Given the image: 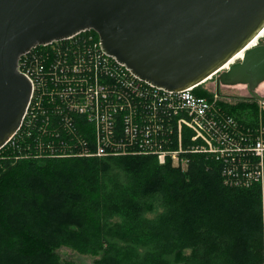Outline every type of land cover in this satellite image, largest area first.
<instances>
[{"label":"trees","instance_id":"trees-1","mask_svg":"<svg viewBox=\"0 0 264 264\" xmlns=\"http://www.w3.org/2000/svg\"><path fill=\"white\" fill-rule=\"evenodd\" d=\"M16 160L0 158V264H70L62 247L97 264H264L260 185L227 186L204 155L186 171L154 155Z\"/></svg>","mask_w":264,"mask_h":264},{"label":"built area","instance_id":"built-area-1","mask_svg":"<svg viewBox=\"0 0 264 264\" xmlns=\"http://www.w3.org/2000/svg\"><path fill=\"white\" fill-rule=\"evenodd\" d=\"M96 33L81 30L20 55L31 96L0 151L12 149L16 159L154 155L183 171L204 155L232 187L260 185L264 194V123L244 124L217 104L219 90L211 98L198 92L218 72L170 90L108 54Z\"/></svg>","mask_w":264,"mask_h":264},{"label":"water","instance_id":"water-1","mask_svg":"<svg viewBox=\"0 0 264 264\" xmlns=\"http://www.w3.org/2000/svg\"><path fill=\"white\" fill-rule=\"evenodd\" d=\"M85 29L142 79L182 90L220 70L264 30V0H0V149L31 96L20 55ZM217 81L246 84L261 98L264 44L246 50Z\"/></svg>","mask_w":264,"mask_h":264},{"label":"rangeland","instance_id":"rangeland-1","mask_svg":"<svg viewBox=\"0 0 264 264\" xmlns=\"http://www.w3.org/2000/svg\"><path fill=\"white\" fill-rule=\"evenodd\" d=\"M260 41V40H259ZM261 44H264V38L260 41ZM237 61V60H236ZM235 61V62H236ZM207 88L202 87L199 90L200 95L212 97L213 93L217 90L220 91L221 99L217 104L225 106L229 110H238L244 109L247 112L249 118L253 122H263L264 123V106L261 104V100H264V82L260 83L257 93L261 98L255 97L250 91L248 85L238 84L235 86H229L224 84H218L217 79L210 81L207 85ZM257 111V119L255 118L252 112ZM256 119V120H254ZM10 157V158H7ZM16 154L12 149L4 150L0 155L1 160L10 159L13 161H18L15 158ZM262 199L264 201V194H262ZM59 253L60 259L64 263L72 264H97V259H100V255L95 256L91 254L81 253L70 247H62L57 250Z\"/></svg>","mask_w":264,"mask_h":264},{"label":"bare ground","instance_id":"bare-ground-1","mask_svg":"<svg viewBox=\"0 0 264 264\" xmlns=\"http://www.w3.org/2000/svg\"><path fill=\"white\" fill-rule=\"evenodd\" d=\"M264 37V30L255 38V39H253L251 42H250V44L248 45V47L245 49V50H242V51H240L239 53H237L231 60H229L223 67H222V69H221V72H223L224 70H228L229 68H230V66L233 64V63H235V61L237 60V61H239V60H241L242 58H243V56H244V52L246 51V50H248V49H250V48H252V47H255V46H257L258 44H259V40L261 39V38H263ZM236 61V62H237ZM219 73H220V71H219ZM218 74V73H217ZM210 78H212V77H210ZM210 78H208V79H210ZM207 79V80H208ZM229 86H231V85H229ZM66 158H69V157H66ZM223 177V180H224V183L227 185V186H231V185H229L227 182H226V180H225V178H224V176H222Z\"/></svg>","mask_w":264,"mask_h":264}]
</instances>
